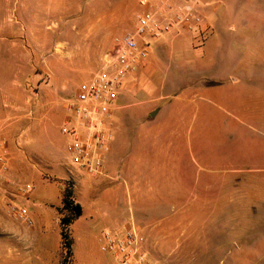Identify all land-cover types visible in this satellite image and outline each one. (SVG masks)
Here are the masks:
<instances>
[{"label": "rangeland", "instance_id": "rangeland-1", "mask_svg": "<svg viewBox=\"0 0 264 264\" xmlns=\"http://www.w3.org/2000/svg\"><path fill=\"white\" fill-rule=\"evenodd\" d=\"M35 1L0 0V101L8 115L27 109L48 126L25 143L12 134L14 149L29 153L0 180V264H84L77 219L67 230L70 255L61 235L72 213L52 205L60 187L62 203L70 190L83 213L94 202L103 213L97 256L108 255L101 234L123 211L120 233L145 235L150 264H264V0H199L202 36L183 28L154 39L149 72L140 67L120 91L105 174L64 181L43 160L58 149L67 161L69 101L145 8L140 0H76V14L49 23L36 19ZM28 183L32 194L51 185V198L25 202ZM9 202L26 205L33 224L13 217ZM238 245L248 254L232 257Z\"/></svg>", "mask_w": 264, "mask_h": 264}, {"label": "built area", "instance_id": "built-area-1", "mask_svg": "<svg viewBox=\"0 0 264 264\" xmlns=\"http://www.w3.org/2000/svg\"><path fill=\"white\" fill-rule=\"evenodd\" d=\"M199 0H140L145 8L137 17L136 27L115 37V45L105 64L83 81L69 101L71 119L61 131L68 137L67 151L78 169L98 176L105 174L107 153L113 138L111 125L118 107L121 89L127 79L145 64L151 53L152 41L172 31L191 29L198 36L205 33L203 21L196 10ZM10 169L7 139L0 140V177ZM32 189L21 188V194ZM8 212L28 225L33 224L29 208L9 202ZM101 249L111 253L119 264H150L145 248L146 237L136 228L124 233L104 231Z\"/></svg>", "mask_w": 264, "mask_h": 264}, {"label": "crops", "instance_id": "crops-1", "mask_svg": "<svg viewBox=\"0 0 264 264\" xmlns=\"http://www.w3.org/2000/svg\"><path fill=\"white\" fill-rule=\"evenodd\" d=\"M180 0H175V2H179ZM35 4L37 6V18L45 22L49 23H54V22H61L62 20H65L67 17L71 16L72 14L77 13L76 9V0H73L71 2L70 0H36ZM63 12V13H62ZM62 15H64L62 17ZM33 14L29 15L27 13V21L33 20ZM126 32V31H125ZM123 32V33H125ZM119 33L117 35L123 34ZM116 35V36H117ZM115 45V42L112 45L111 51ZM110 51V52H111ZM109 53L105 55L107 57ZM146 65V66H145ZM145 66L144 68L146 69V72H149V68L147 69V62L143 65ZM141 66V67H143ZM143 68V70H144ZM91 77V76H90ZM89 77V78H90ZM88 78V79H89ZM87 80V79H86ZM6 101L1 100L0 101V131L2 129V126L4 125V132H3V138L7 139L8 143V148H9V162L11 163H21V164H26V160L23 159L22 157H25V154L27 152L24 150V148H20L21 151L24 150V152L19 153L18 150L14 149L12 145V134L14 133H19L22 134L21 138L23 143L27 142L31 137H33L34 134L39 135V134H45L48 131V126L45 125L46 121L42 119V117L35 118L31 115V112L29 110H25L23 113L16 114V115H8L9 113L6 112ZM119 104V101H118ZM27 108V107H25ZM71 119V118H70ZM63 126V125H62ZM61 126V127H62ZM62 133V131H61ZM64 139L62 140L63 142H66L65 146V151L67 153V161L63 160L60 156V152L58 149L55 151L49 159L43 160L46 164H48L51 168H55L59 172V179L61 181L67 180V178H77V173H82L85 171H82L77 168L72 162L70 155L67 151V142H68V137L62 133ZM2 134H0V140L3 139ZM64 144V143H63ZM109 152V151H108ZM108 155V153H107ZM107 159V158H106ZM27 165L23 167L25 172L30 171V167ZM33 168V167H32ZM21 173H23L21 171ZM86 173V172H85ZM88 174V173H87ZM20 176V174H19ZM2 178L0 177V180ZM3 181V180H2ZM80 182L83 184L84 180H80ZM51 186V185H50ZM50 186L45 187L44 189H40V191H35L29 194H24L26 198H23L25 202H29L31 199V196L38 198V197H44L46 199L51 198V193L49 194L51 188ZM55 186V185H54ZM60 191V197L57 199L56 202H51L52 205L57 206V204H62V187L58 188ZM28 195V196H27ZM82 205V204H81ZM40 206L43 205H38L36 208H40ZM83 206V205H82ZM93 206V207H92ZM97 208H96V207ZM41 214L44 219H47L49 217V214L51 213V209H48L46 206L41 208ZM36 210H33V214L36 213ZM32 213V212H31ZM102 212L98 208V205L95 204V202L91 205V207L86 208L84 207V213L77 217L76 222H78V227H77V233L78 237H80L82 244L85 246L86 251H85V256H84V264H119V261L116 257H114L111 253H108V255H103V256H97V253L95 252L93 248V244L96 240V231H95V225L97 221H103L104 219L102 217ZM115 215V221L116 223L114 225L111 224L114 228V232L120 233L122 232V229L124 227V216H123V211H116ZM84 218L83 221H80ZM42 227H40V232L42 235H45V231L47 230V227L45 226V223H42ZM112 228V229H113ZM106 231V230H105ZM104 232V231H103ZM102 232V234H103ZM124 233V232H123ZM101 234V237H102ZM100 237V238H101ZM79 238H75V240L78 241ZM101 247V246H100ZM245 246L238 245L235 249H232L231 251V256L232 257H238L242 255L243 253L245 255L248 254V249L244 248ZM102 250V249H101ZM104 252V251H103ZM241 257V256H240ZM148 259H150L148 257ZM245 259H242L244 261Z\"/></svg>", "mask_w": 264, "mask_h": 264}, {"label": "trees", "instance_id": "trees-1", "mask_svg": "<svg viewBox=\"0 0 264 264\" xmlns=\"http://www.w3.org/2000/svg\"><path fill=\"white\" fill-rule=\"evenodd\" d=\"M63 209L70 211L72 213L71 216H64L62 218V231L61 235L64 239L65 246L67 248L68 255L71 253V241L67 240L68 238V226L72 223L74 219L81 216L83 214V206L81 203L75 201L73 195L70 190H67L65 196L63 198ZM67 259V258H66ZM67 261V260H66ZM65 264V263H64Z\"/></svg>", "mask_w": 264, "mask_h": 264}, {"label": "water", "instance_id": "water-1", "mask_svg": "<svg viewBox=\"0 0 264 264\" xmlns=\"http://www.w3.org/2000/svg\"><path fill=\"white\" fill-rule=\"evenodd\" d=\"M156 113H157V110H156V111H152V112H151V115H152V116H155Z\"/></svg>", "mask_w": 264, "mask_h": 264}]
</instances>
